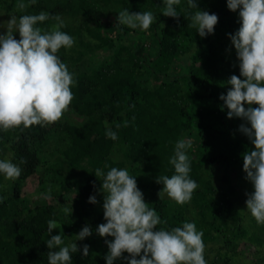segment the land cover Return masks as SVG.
Masks as SVG:
<instances>
[{
	"label": "trees",
	"instance_id": "trees-1",
	"mask_svg": "<svg viewBox=\"0 0 264 264\" xmlns=\"http://www.w3.org/2000/svg\"><path fill=\"white\" fill-rule=\"evenodd\" d=\"M16 3L0 0V7L17 17L49 13V19L38 24L43 30L57 23L55 16L63 19L61 30L75 43L57 55L73 74L74 83L73 98L60 119L0 131V159L9 157L21 168L10 189L0 191V264H48L47 222L51 219L61 225L51 235L60 233L65 244L75 242V234L88 218H92L93 230L104 223L103 211L88 202L90 195L100 191L102 177L95 176L98 168L105 173L110 167L127 168L136 176L145 202L161 218L157 227L182 226L187 221L184 211L159 199L162 185L156 182L160 176L173 174L169 158L180 139L192 142L187 149L189 175L198 188L190 202L196 210L197 230L203 232L207 264H239L240 260V264H264V240L255 224L250 235L240 230L234 238H218L222 242L214 236L230 231L229 220L240 217L230 197L240 190L242 194L252 191L243 171V154L254 145L238 130L245 122L228 118L219 99L231 87L226 83L230 76L239 77L228 36L239 28V10L230 11L226 0H198L199 9L218 16L214 32L201 38L190 25L195 10L186 0L177 6L180 15L175 18L161 14L162 0H36L22 10ZM124 8L150 10L157 20L147 30L133 29L117 20ZM130 36L135 43L129 41ZM100 50L107 53L97 60H85ZM68 111L79 119H63ZM109 128L117 132V140L106 136ZM47 145L54 147L48 159L43 157ZM48 161L58 168L45 166ZM31 176L38 178V193L30 202L21 190ZM234 177L237 183L231 185ZM72 189L70 199L62 198L63 192ZM47 199H56V203ZM65 208H72L71 214ZM105 239L112 238L76 240L78 248L89 246V254L72 253V264H105ZM241 242L260 248L253 260L241 254L234 257V252L223 249ZM219 248L225 251L221 263L215 261ZM114 264L126 262L117 259Z\"/></svg>",
	"mask_w": 264,
	"mask_h": 264
},
{
	"label": "clouds",
	"instance_id": "clouds-1",
	"mask_svg": "<svg viewBox=\"0 0 264 264\" xmlns=\"http://www.w3.org/2000/svg\"><path fill=\"white\" fill-rule=\"evenodd\" d=\"M35 2L17 0L16 6L22 10ZM162 2L161 14L173 18L180 15L177 6L182 0ZM197 2L186 0L188 7L195 10L190 15V25L204 38L214 32L218 16L199 9ZM226 7L233 12L239 10V28L228 34L238 60L239 77L230 76L226 83L231 87L219 99L228 110V118L237 117L245 122L238 130L254 145L253 150L243 154V171L252 187L251 192L245 193V205L255 221L264 224V0H226ZM49 16L45 11L19 17L13 15L6 28L0 27L4 29L0 32V131L54 122L61 118L73 98V74L57 52L61 48H71L75 41L61 30L64 21L59 15L54 17L57 23L50 30L41 29L38 24ZM117 20L133 29L147 30L157 16L150 10L130 12L124 8L118 13ZM14 33L19 34V40L14 38ZM254 104L258 107H253ZM106 136L118 139L117 132L111 128L106 130ZM191 146L188 139L175 143L174 153L169 158L173 174L156 180L162 185L157 193L159 199L166 194L177 204L191 200L198 188L197 182L189 175L191 167L187 149ZM20 174L18 164L0 159V175L5 179H15ZM95 176L102 177L100 192L103 193L105 222L94 230L89 225L83 226L75 234V241L84 240L93 231L100 237H111V240L104 241L108 249L104 255L105 264H114L117 259L126 264H207L203 232L197 230L194 222L188 221L170 230L158 228L161 218L155 208L145 202L136 176L127 168L110 167L106 173L98 168ZM88 202L96 204L98 201L95 195H90ZM64 211L71 214L72 208ZM60 227L54 219L47 222V236L50 237L46 240L48 264H72V253L77 251L88 256L87 244L78 248L74 241L65 244L60 233L51 235L53 229Z\"/></svg>",
	"mask_w": 264,
	"mask_h": 264
},
{
	"label": "rangeland",
	"instance_id": "rangeland-1",
	"mask_svg": "<svg viewBox=\"0 0 264 264\" xmlns=\"http://www.w3.org/2000/svg\"><path fill=\"white\" fill-rule=\"evenodd\" d=\"M14 14L13 13H7L5 11V9L3 7H0V27H7V22L9 21L10 17L13 16ZM52 28V27H51ZM139 30V29H138ZM4 29H0V32H3ZM140 31V30H139ZM14 38L19 40V34L18 33H14ZM145 35H147L145 33ZM129 41L133 44L136 42V39L134 36H130V39ZM69 49V48H68ZM107 53L105 50H100L98 53H95L94 55H90V56H87L85 57V60L87 62L89 61H93V60H97L98 58H101L103 57V55ZM86 61L83 62V65L82 67L86 68L87 67V63ZM65 118H70L71 120H78L79 118L74 116L70 111H68L63 119ZM54 148V147H53ZM52 146L48 147V145L44 148V155L43 157L48 159L49 158V152H51L53 150ZM6 159H9L10 158H6ZM51 160V159H50ZM49 163L46 164L45 166H47L48 168H58L57 166H54V164L51 162V161H48ZM1 181H0V191H5V190H9L10 188V183L12 182V179H5L3 176L1 177ZM244 179V178H243ZM242 179V180H243ZM237 181V178H233L232 181L230 180V183L231 185H236V182ZM38 178L37 176H31L29 177L27 180H26V183L24 184L22 190H21V194L24 198L28 199L30 202L34 199H36V194L38 193L37 190H38ZM243 185V184H242ZM72 191H69L68 193L66 192H63V194L61 195L62 198H66L67 199H70L72 197ZM248 191H244V193L242 194V190H240L238 192V195H234V196H231V202L234 204V207L237 208V211L239 213V218L238 220L236 219L235 222H232L231 220H229V227H231L232 229L229 231L228 229H225V231H219L217 233L214 234V236H216L217 240L218 238L219 239H222V241L225 240V237L226 235L229 237V238H234V234L237 232V231H240V230H245L247 234L250 235V230L252 228V224H255L256 228L260 231H258L259 233V237L261 238V240L263 239L264 240V224H258L255 219L251 216L250 212L246 210V205H245V200H246V195L245 193H247ZM62 198H58V200H61ZM96 198H97V203H96V206L99 207L102 211V203H103V193L98 191L97 195H96ZM165 200H167L168 202H170L173 206H177V207H180L184 213H185V217L187 219L188 222H194L196 224V221H195V213H196V210L195 208H193L194 206L192 205V203L189 201L185 204H177L175 201L171 200L169 197H167V195L165 194V196L163 197ZM57 200V201H58ZM47 201L49 203H56V199H47ZM31 205V203H30ZM92 220V218H88L85 223L83 224V226L85 225H89L90 226V221ZM259 227H262V229L260 230ZM99 236L98 234H96L94 231H93V234L87 238H90L92 239L93 237H97ZM77 241H80L81 240H77ZM75 241V242H77ZM219 241V240H218ZM222 241H219V242H222ZM220 247V246H219ZM258 246H254V245H251L247 242H241L239 243V245H236L235 249L234 248V245H230L229 248H223L225 250H230L231 252H234V257H236L237 254H241L240 256L243 258V259H247V260H253L256 255V249H260V248H257ZM260 247V246H259ZM263 248L264 250V243H263V247H261V249ZM220 249V248H219ZM228 253V255H230V253ZM204 253H207V249H205ZM224 253L225 251L221 250L220 249V253H217V256H216V259L215 261L217 263H221L223 262V256H224ZM228 258V256H227ZM241 261V260H240ZM240 261H239V264H240Z\"/></svg>",
	"mask_w": 264,
	"mask_h": 264
}]
</instances>
